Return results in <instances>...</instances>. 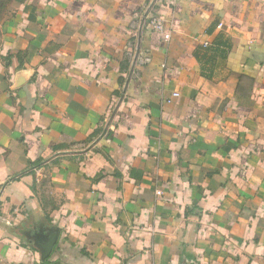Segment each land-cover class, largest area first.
<instances>
[{"label":"crops","instance_id":"crops-1","mask_svg":"<svg viewBox=\"0 0 264 264\" xmlns=\"http://www.w3.org/2000/svg\"><path fill=\"white\" fill-rule=\"evenodd\" d=\"M0 264H264V0H0Z\"/></svg>","mask_w":264,"mask_h":264},{"label":"water","instance_id":"water-1","mask_svg":"<svg viewBox=\"0 0 264 264\" xmlns=\"http://www.w3.org/2000/svg\"><path fill=\"white\" fill-rule=\"evenodd\" d=\"M41 229V228H40ZM40 231H34V233H27L29 242H32L41 252V257L43 260L48 258L50 255L57 239L59 236V228L52 227L49 229L47 234Z\"/></svg>","mask_w":264,"mask_h":264},{"label":"built area","instance_id":"built-area-1","mask_svg":"<svg viewBox=\"0 0 264 264\" xmlns=\"http://www.w3.org/2000/svg\"><path fill=\"white\" fill-rule=\"evenodd\" d=\"M150 24L152 28L165 35V37L168 39L170 37V32L166 30L165 28V20L161 17H151L150 18ZM180 94L178 92H174L173 96H179ZM169 101V100H167Z\"/></svg>","mask_w":264,"mask_h":264}]
</instances>
